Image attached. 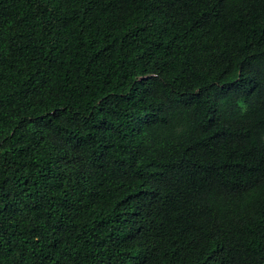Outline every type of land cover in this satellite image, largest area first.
I'll list each match as a JSON object with an SVG mask.
<instances>
[{
    "label": "trees",
    "instance_id": "trees-1",
    "mask_svg": "<svg viewBox=\"0 0 264 264\" xmlns=\"http://www.w3.org/2000/svg\"><path fill=\"white\" fill-rule=\"evenodd\" d=\"M0 264H264V0H0Z\"/></svg>",
    "mask_w": 264,
    "mask_h": 264
}]
</instances>
